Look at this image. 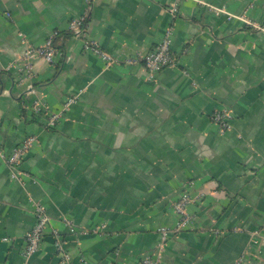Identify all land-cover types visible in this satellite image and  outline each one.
Masks as SVG:
<instances>
[{
  "label": "crops",
  "instance_id": "1",
  "mask_svg": "<svg viewBox=\"0 0 264 264\" xmlns=\"http://www.w3.org/2000/svg\"><path fill=\"white\" fill-rule=\"evenodd\" d=\"M86 6L0 0V149L35 136L20 165L33 177L11 178L0 154V264H64L55 234L68 264H137L155 253L161 264H264V0H92L75 36L69 23ZM166 28L175 66L151 79L141 61L123 60ZM55 30L63 55H34L25 78L21 51ZM85 38L120 59L84 50ZM69 96L54 126L32 114L34 100L56 111ZM221 108L233 115L225 131L210 120ZM184 188L190 220L160 248ZM32 198L48 223L25 258ZM68 220L98 230L72 233Z\"/></svg>",
  "mask_w": 264,
  "mask_h": 264
},
{
  "label": "built area",
  "instance_id": "2",
  "mask_svg": "<svg viewBox=\"0 0 264 264\" xmlns=\"http://www.w3.org/2000/svg\"><path fill=\"white\" fill-rule=\"evenodd\" d=\"M91 1L92 0H85L86 5L89 6L91 4ZM87 6L85 11L81 15L73 18L69 23V28L73 31L75 36L79 35L82 32L83 26L85 25L87 17ZM175 10L176 1L171 2L170 5V12L174 14ZM217 10H221V8H217ZM248 23L253 24L252 22ZM56 34V30L51 31L46 35L45 40L41 45H29L23 48L18 57V70L20 72H23L22 74L25 78H28L33 74V66L31 60L34 55H38L50 63H54V61L56 60V56L61 57L63 55V50L54 43ZM171 41V28H166L163 37L153 48H150L145 52H137L135 57H126L123 60L126 63L141 61L147 69L148 77L152 79L154 78L155 74L164 67L175 66L177 64L176 56L171 50ZM82 48L84 50H90L97 53L107 63H113L120 59L119 55H117L115 52L102 49L95 39H83ZM75 100V96L66 97L60 109L56 111H49L41 101L34 100L31 105V111L35 117L43 118L46 126L51 127L55 125L58 119L69 109L70 105L74 103ZM232 117L233 115L230 109L221 108L216 109L211 113L210 120L218 126L220 131H225L231 127ZM34 140L35 136L29 135L27 137H24L16 145H14L8 153H4L0 149V154L3 156L5 162L7 163L10 177L14 180L21 182L23 181L24 177H33L32 173L22 169L20 165ZM192 200L193 197L191 196L190 191L184 188L180 196L172 201L171 206L178 214L179 219L175 227L173 228H159V231L161 233L160 248L162 247V243L166 241V239H168V237L172 233L176 232L178 229L184 227L188 223L190 218L186 208ZM30 204L34 220L32 226L25 232L23 237L24 239L21 253L25 258L30 257L39 249L48 223V216L46 213L45 205L36 198L30 199ZM65 223L69 231L72 233H87L89 231L95 232L98 230V227H94L92 229L76 227V225H74L69 220ZM253 240L255 242L257 241L256 233H254L253 235ZM63 243L64 239L60 237L59 234H55L54 248L58 253H60L62 257L61 262H63L64 264H68V253L65 251ZM137 264H161V257L157 253L145 255L139 258Z\"/></svg>",
  "mask_w": 264,
  "mask_h": 264
},
{
  "label": "trees",
  "instance_id": "3",
  "mask_svg": "<svg viewBox=\"0 0 264 264\" xmlns=\"http://www.w3.org/2000/svg\"><path fill=\"white\" fill-rule=\"evenodd\" d=\"M56 37H57V34H56V36H55V38H54V43H55V45H57V44H56V40H55V39H56ZM57 46H58V45H57Z\"/></svg>",
  "mask_w": 264,
  "mask_h": 264
}]
</instances>
